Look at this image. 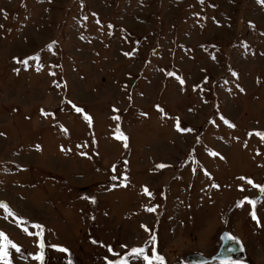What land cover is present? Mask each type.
Listing matches in <instances>:
<instances>
[{"label": "rangeland", "instance_id": "374dc122", "mask_svg": "<svg viewBox=\"0 0 264 264\" xmlns=\"http://www.w3.org/2000/svg\"><path fill=\"white\" fill-rule=\"evenodd\" d=\"M257 132L260 0H0V232L20 246H8L11 264H144L131 248L150 256L153 233L164 264H191L190 253H215L222 231L244 248L231 260L264 264ZM244 197L260 199L253 209Z\"/></svg>", "mask_w": 264, "mask_h": 264}, {"label": "snow or ice", "instance_id": "6c2138e0", "mask_svg": "<svg viewBox=\"0 0 264 264\" xmlns=\"http://www.w3.org/2000/svg\"><path fill=\"white\" fill-rule=\"evenodd\" d=\"M261 3H264V0H260ZM95 15V14H94ZM111 27V26H109ZM53 44L55 43V41L52 42ZM49 48L52 47V45H48ZM126 55H130V53H125ZM13 59H16L15 57ZM22 63H26L24 61H22ZM172 73H169V75H171ZM233 75H235V73H233ZM77 111H81V109L77 108L76 109ZM89 123H91V117H85ZM115 119H119V117H115ZM223 119V117H222ZM225 123H229L227 120L224 121ZM229 126H233L234 125H231L229 124ZM177 128L178 130H182V131H189V129H180V126L179 124H177ZM117 131L119 132V129H117ZM0 135H2V133H0ZM249 135H251V133H249ZM256 135L260 136V138L262 140H264V132H257ZM119 139L121 140H126L127 138L121 133L118 137ZM39 147V146H37ZM82 155L84 153H81ZM212 155H217V153H211ZM165 165L161 164V165H158V167H164ZM113 179H115V177H113ZM241 179H245L244 177H241ZM247 182L249 184H253V181L251 179H248ZM254 187L258 188L261 192L262 195H264V184H258V185H254ZM145 192H147V188L144 189ZM260 198L257 197L255 199H249V197H244V200L247 201L249 204L253 205V209L255 208V205L256 203L258 202ZM239 203H243V201L239 202ZM0 207H3L5 209V211H9L8 210V206L6 204H4L3 202H0ZM155 209L153 208H149L148 211H154ZM11 214V213H10ZM250 215L252 216V219L253 220H257V215H256V211L253 210L250 212ZM36 228H41V225L39 224H36L34 225ZM142 227H145V230H148L146 226L142 225ZM42 231L41 232H38L36 233L35 235L37 237H41L42 236ZM224 239L226 240H236L235 237H230L227 233H225V236H224ZM155 241H156V236L155 234L153 233L150 238H149V241H147L146 243L148 242H151L152 243V249H151V255H147L145 254V248L144 247H132L131 248V254L135 255V256H138V257H142L143 258V262L144 264H164V257L159 255L157 253V250H156V247H155ZM94 243L96 241H93ZM38 243V247L41 249L40 251H37L36 254H35V257L34 259L37 260V261H42L43 260V248H44V242L42 239H39L37 241ZM11 246L13 249H15L17 252L20 251V246L18 244H15L13 243V241L11 239H9L3 232H0V262H2V264H11V260L9 258V251H8V246ZM51 248H55V249H58L60 252H68V249L67 248H64V247H61L60 245L58 244H52L50 245ZM108 251L111 252L112 251V248L109 246L108 247ZM127 255V253H126ZM106 259V264H127V259L125 258V256H120L119 258L117 259ZM69 264H71V261H69ZM225 264H242L241 261H233L231 259H228Z\"/></svg>", "mask_w": 264, "mask_h": 264}, {"label": "water", "instance_id": "95a60500", "mask_svg": "<svg viewBox=\"0 0 264 264\" xmlns=\"http://www.w3.org/2000/svg\"><path fill=\"white\" fill-rule=\"evenodd\" d=\"M225 233H227L230 237L231 234H229L226 231H223L220 235V246L218 250L211 256H203L198 253H190L186 256V259L191 264H205L212 261L220 260H228L232 258V254H236L240 251H242V245L238 240H226L224 239ZM231 243V244H230Z\"/></svg>", "mask_w": 264, "mask_h": 264}]
</instances>
